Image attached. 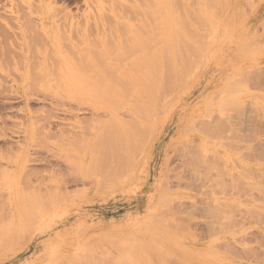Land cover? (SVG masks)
Returning a JSON list of instances; mask_svg holds the SVG:
<instances>
[{"label":"rangeland","instance_id":"374dc122","mask_svg":"<svg viewBox=\"0 0 264 264\" xmlns=\"http://www.w3.org/2000/svg\"><path fill=\"white\" fill-rule=\"evenodd\" d=\"M114 1L0 0V25L2 29H7H0V39L8 34L9 48L16 59L21 55V58H28L32 54V62L33 59L35 63L38 62L33 65L28 58V62L30 59L34 67H28L33 69H27V72L26 69L18 68L19 65L14 68L15 65H10V59L15 57L8 56L10 63H6L7 60L3 57L6 56L5 50L0 48L3 53L0 54V89L3 90V93L0 90V217H4L3 221L8 219V222H4L6 225L0 220V225L8 228L12 224L15 226L17 222V229L20 230L23 223V229L20 230L23 234H16L18 239L15 235L11 237L12 243L7 239L10 245L7 241L1 243L0 240V264H264V0H213L215 4H220H213L214 7L206 0L209 4L205 5L208 4L210 9L220 6L214 11L204 5L205 0H186L183 5L180 3L182 0H175L180 1L183 6H180L183 12L177 10V13L175 8L179 6L173 0L171 4H176H172L176 6L173 14H168V8L159 10L164 13V18L158 13L157 7L169 0H154L159 2L155 7L151 0L153 3L150 6L154 8V11L149 9V13L152 12V21L144 15L145 22L140 14L135 11L137 16H134V10L130 7L128 10L126 6L130 1L131 4L135 2V7L146 14L148 8L145 10L142 7L144 5L140 7V0H116L121 9L119 7L115 11ZM144 1L146 3L142 0L143 4L148 7L147 0ZM122 2L126 3L123 5ZM190 3L192 7L188 6ZM198 4L202 5V9L204 5L208 11L196 10L193 6L197 8ZM101 6L107 8L101 11ZM173 6H170V10ZM149 13L147 12L148 15ZM154 17L159 20H154ZM24 19L33 21L29 23L30 27ZM148 21H155L154 25L158 23L155 32L152 31L154 25ZM23 22L26 24H22ZM165 22L170 26L167 27ZM141 23L142 26L149 23L150 32L147 31L148 28H142ZM33 24L40 25L37 28ZM10 27L14 30H9ZM36 31L45 34H40L38 39L44 36V45L41 40L35 42L33 37L30 38L35 32V39L39 33ZM142 34L145 43L155 45L153 51L160 52L167 43L174 50L176 47L173 45L179 44L183 52L181 49L179 51L183 54H178V50L170 54L173 58L174 52L177 57L182 54L180 57L184 60L174 62L172 59L175 66L171 61L172 71L169 72L181 67L183 73H178L180 69H176V77L172 78V74H169L172 81L170 79V95L167 93V101H164L165 104L168 102L167 107L163 108L164 111L158 108L163 102L161 101L156 107V114L146 122L145 133L142 134L143 130L136 128V131L141 132H136L138 136L133 134V137L130 130L128 131V125L138 120V117L132 108L112 109V105L118 102L115 95H111V102H105L99 96H92L93 94H89L93 102L72 99L78 96L77 93L80 94L81 88L79 89L78 82L73 87L74 75L72 78L67 76L69 79L66 76L62 78L58 65L62 54H70L68 46L76 45L75 49L79 46L86 54H102L100 60L109 61L116 66L114 69L111 65H104L114 70L119 67L115 76H109L113 79L111 83L119 84L118 77L123 69L126 68L127 73H133L135 60L143 55L140 51H129L128 58L119 56L120 63L116 56L123 50L114 51L112 47L120 39L129 45L136 41L138 35L142 38ZM63 35L64 44L66 36L72 44L67 45V40V47H64ZM25 36L28 37L26 42L29 40L31 47L29 52L25 50L26 53L18 49L21 43H25ZM150 44L146 46L147 52L151 51ZM143 52L145 54L146 51ZM93 54L88 56L93 59ZM165 55L167 58L168 53ZM20 59L19 61L24 60ZM75 61L74 64L78 63ZM51 62L54 63L51 65ZM43 63H48L47 69L41 67ZM39 71L46 77L42 79L49 83H37L39 87L36 89H42L45 95L41 94L45 97L47 92L51 93L52 97L47 93L48 101L50 98L55 102L56 97L62 103L76 108L79 105L76 118L66 119L60 107L52 108L54 103L51 105L52 102L49 104L47 100L43 102L44 96L37 98L41 94L31 97L32 101L27 105L15 92L14 87L20 84L19 74L26 72L35 83L34 77L37 76L34 75L37 74L34 73L39 74ZM53 71H57L58 75ZM178 74H181L180 78ZM55 76H60L61 79ZM50 79H57L60 84L54 80L50 82ZM65 79L68 82H64ZM56 85L57 88L54 87ZM68 89L74 91L67 93ZM135 93L130 92L127 99L138 105L131 97ZM100 105L105 107L99 108ZM103 110H112L119 118L120 123L112 126L111 130L116 134L123 130L120 132V135H124H121L123 141L129 137L123 148L125 156L129 155L128 158L133 162L128 159L129 166L125 165V172L115 180L109 177L108 172L118 163L113 156L107 159L101 156L100 152L104 153L103 149L108 144L103 142L99 146L101 133L95 134L100 124L97 125L94 116L104 115ZM92 116L93 121H90ZM85 118L87 123L83 121ZM109 120L107 117L106 121ZM80 123L86 129L85 134L88 132L86 135L89 136L82 137L86 139L87 147L81 139L78 145L82 146H78V149L77 143L73 142L72 146V142L61 140L59 132L62 129L68 132H77L80 128L83 130ZM90 123L98 127L94 128ZM124 124L128 128L126 132ZM90 128L96 129L95 132L89 133ZM49 132L53 134L51 139L47 138ZM23 153L26 155L20 156ZM94 154L98 156H93ZM21 158L26 160V170L20 173L15 164ZM104 162L106 163L103 165ZM96 166L97 171L94 169ZM74 171L80 172L82 176ZM24 172L26 175H38L41 183L47 184L46 186L53 181L51 175L55 176V180L64 182L61 189H54V200L57 203H53L56 205L52 206V201L49 202L51 208L46 214L43 213L44 217H38L39 220L32 214V217H23L24 212L30 210L29 202H25L29 191L24 187L26 184H23ZM52 183L55 184V181ZM22 186L27 192L23 196ZM25 195L27 196L24 197ZM18 201L25 202L24 205L20 203L24 210L28 207L23 213ZM15 216L18 218L14 220ZM19 217L24 218L23 221ZM32 218H37L38 222L41 220L40 224H36ZM25 222L27 225H36L27 226ZM5 245L9 246L5 248Z\"/></svg>","mask_w":264,"mask_h":264},{"label":"bare ground","instance_id":"6f19581e","mask_svg":"<svg viewBox=\"0 0 264 264\" xmlns=\"http://www.w3.org/2000/svg\"><path fill=\"white\" fill-rule=\"evenodd\" d=\"M112 1V0H111ZM114 1V0H113ZM116 1V0H115ZM114 1V2H115ZM118 1V0H117ZM116 1V5L112 2V5H113V9H114V11L115 10H118L119 9V7H120V9H121V6H118V4L117 3H119V2H117ZM126 1V0H125ZM141 2H139V0H138V4H139V6L141 5H144V6H142V7H144L145 8V10H146V8H148L147 10H146V14H145V12H142L141 13V11L139 10V8L138 7H135V2H133L132 4H131V1H130V3H128V4H130V5H128V4H126V6H128V10H129V7L132 9V10H134L133 12H134V16H137L136 15V12H137V14L139 15H141L142 16V21H144L145 19L143 18V16L144 15H146L145 17L146 18H150L151 19V16H152V12H150L149 13V9H152V11H154L153 9L154 8H152L150 5H152V1L151 0H149V2L151 3H149L148 2V0H147V3H148V5L150 6H148V7H146V2L143 0V2H145L144 4H143V2H142V0H140ZM154 1V0H153ZM156 1V0H155ZM154 1V4H153V6L155 7L156 5L155 4H157L158 5V3L159 2H155ZM157 1H159V0H157ZM178 1V0H177ZM175 2V0H174V3H178L177 5L180 7V6H182L183 4L182 3H185L186 2V0L184 1V2H182L181 0V4L179 3V2ZM212 1L213 0H211V1H209L208 0V2H211V4H212V6H213V4L214 5H220L219 3H217V4H215V2L213 1V3H212ZM217 1V0H216ZM123 2H124V0H123ZM122 2V3H123ZM129 2V1H128ZM171 2H173V0H169V2L168 1H165L164 3H162L160 6H158L157 8V10H158V13H161L162 14V12H160V11H162V8H165V9H167L168 8V14H170V12H171V14H173V12L175 11V13H177L178 11L177 10H180V12L182 11L183 12V10H182V7H177V8H175L176 6H173V5H176V4H171ZM188 2H189V0H188ZM187 2V3H188ZM200 2V1H199ZM208 2H206V0L204 1V5H205V3H208ZM126 3V2H125ZM125 3H123V5L125 4ZM170 3V4H169ZM180 4V5H179ZM209 4V3H208ZM208 4H206V5H208ZM133 5V6H132ZM191 6L192 7V5H191V3L190 4H188V6ZM203 5V9H205L206 7V5L204 6ZM103 6V5H102ZM101 6V11L102 10H104V9H106V8H104V7H102ZM140 6V7H141ZM170 6H173V7H171V10H170ZM188 6H186L187 8H188ZM199 6V7H198ZM200 6H202L201 4L199 5H197V8L195 7V6H193L196 10L198 9V11L201 9V10H203L202 9V7L200 8ZM161 7V8H160ZM209 9H210V6L208 5L207 6ZM214 7V6H213ZM213 7H211L212 9H213V11H214V9H219V7L220 6H218L217 8H213ZM123 8V7H122ZM174 8H175V10H174ZM194 8H192V9H194ZM130 9V10H131ZM188 9H191V8H188ZM187 9V10H188ZM212 9H210V10H212ZM124 10V9H123ZM131 10V11H132ZM137 10H139V11H137ZM143 10V9H142ZM145 10H143V11H145ZM160 10V11H159ZM174 10V11H173ZM106 11V10H105ZM109 11V10H108ZM112 11V10H111ZM127 11V10H126ZM136 11V12H135ZM186 11V10H185ZM185 11H184V13H185ZM190 11H192V10H190ZM205 11H208V9L206 10L205 9ZM113 12V11H112ZM147 12L149 13V15L147 14ZM157 11H155V13H156ZM167 12V11H166ZM212 12V11H211ZM105 13V12H104ZM116 13V12H115ZM118 13V12H117ZM131 13V12H130ZM144 13V14H143ZM154 13V12H153ZM154 13V14H155ZM175 13H174V17H175ZM205 13V12H204ZM208 13V12H207ZM98 14H99V12H98ZM101 14V13H100ZM99 14V15H100ZM132 14V13H131ZM150 14H151V16H150ZM153 14V15H154ZM164 14V13H163ZM162 14V17L164 16ZM206 14V13H205ZM165 15H166V13H165ZM182 15H184V14H182ZM207 15H209V14H207ZM22 16H24V15H22ZM156 16V15H155ZM160 17H161V15H159ZM159 16H157L159 19H160V17ZM172 16V17H173ZM20 17V16H19ZM25 17V16H24ZM23 17V18H24ZM26 17H27V15H26ZM25 17V18H26ZM28 17H30V16H28ZM161 17V18H162ZM155 18V17H154ZM153 18V19H154ZM164 18V17H163ZM166 18H167V15H166ZM28 19V18H27ZM139 19L140 18H138V21H139ZM159 19H157V18H155L154 20H159ZM176 19V18H175ZM18 20H19V18H18ZM20 20H21V18H20ZM23 20V19H22ZM25 20V19H24ZM29 20H32V19H30L29 18ZM168 20H170V19H168ZM177 20V19H176ZM26 21H28V20H25V22ZM146 21V20H145ZM144 21V22H145ZM151 21H152V19H151ZM151 21H148L149 23H151V24H153L154 25V22L155 21H153V22H151ZM167 21V20H166ZM25 22H23L22 24H26ZM144 22H143V24H144ZM29 23H33V21L31 22H29L28 21V25H29ZM35 23H36V21H35ZM148 23V24H149ZM164 23V22H163ZM162 22H161V24H163ZM166 23V22H165ZM146 24V23H145ZM148 24L147 25H144V26H142V23H141V27L142 28H148V30L147 31H149V27H148ZM150 24V25H151ZM167 24V27L168 26H170L168 23H166ZM28 25L26 26V27H28ZM31 25V24H30ZM30 25H29V27H30ZM33 25H35V27H37L38 28V26L40 25H37L36 26V24H33ZM42 25V24H41ZM153 25H152V27H153ZM158 23L157 24H155L154 25V30H152V31H154L155 32V29H157L158 28ZM1 26V25H0ZM22 26V25H21ZM20 26V27H21ZM138 26H140V25H138ZM155 26H157V27H155ZM4 27V26H3ZM19 27V26H18ZM33 26H31V28H32ZM152 27H151V29H152ZM161 27V26H160ZM164 27V26H163ZM162 27V28H163ZM175 27V26H174ZM11 28H13V27H10V29L9 30H14V29H11ZM16 28V27H15ZM22 28V27H21ZM166 27H164V29H165ZM175 28H177V27H175ZM179 28H181V27H179ZM0 29H2V26L0 27ZM3 29H5V28H3ZM2 29V30H3ZM17 29V28H16ZM20 29V28H19ZM25 29V28H24ZM27 29H29V28H27ZM139 29H140V27H139ZM169 29H170V27H169ZM5 30H7V29H5ZM4 30V32L5 33H9V32H6ZM34 30H35V28H34ZM171 30V29H170ZM173 30H174V28H173ZM181 30V29H180ZM16 31V30H15ZM25 31V30H24ZM67 31V30H66ZM39 31H36V33H38ZM150 32V31H149ZM148 32V33H149ZM157 32V31H156ZM170 32V31H169ZM4 33V34H5ZM43 32H39L36 36H35V39H34V35H35V32H34V34H33V36H32V34H31V36H30V38L31 37H33V40L35 41V42H39L40 40V42L42 43V38L45 36V34H44V36H42L41 37V39L40 40H38L39 38H40V34H42ZM73 33V32H72ZM71 33V34H72ZM161 33V32H160ZM159 33V34H160ZM174 33V32H173ZM172 33V34H173ZM18 34V33H17ZM17 34H16V36H17ZM66 34H68V33H66ZM70 34V35H71ZM170 34V33H169ZM168 34V35H169ZM177 34V33H176ZM188 34V33H187ZM1 35L3 36V33H1ZM5 35H6V37H5ZM4 35V39L1 37V39H0V48H1V50L3 51V50H5V53H4V55H6V56H3V57H5V59L7 60V62L6 63H10V61H11V63L14 61V63H10V65L11 66H13V65H15V67L14 68H17V65H19L18 66V68H23L24 70L26 69V72H27V69H28V67H34L33 65H37V63L38 62H34V59H33V62H32V58H34L33 56H32V54L28 57V58H30L31 59V62H32V64L33 65H31V62H30V59H29V62H28V58L27 57H24V58H21L22 57V55L20 56V58L21 59H24V60H22V61H19V59H16V57L15 56H13L12 54L14 53L12 50H11V48H9V44H8V38H9V36H8V34H5ZM9 35H11V32H10V34ZM23 35V34H22ZM25 35V34H24ZM40 35V36H39ZM140 35V34H139ZM138 35V36H139ZM143 35V34H142ZM155 35H156V33H155ZM72 36V35H71ZM69 37V38H71L72 40H73V38L72 37ZM138 36H137V38H135L136 39V41H134L133 43H131V44H129V45H126L121 39H120V37L118 38V39H120V40H118V42L115 44V46L114 47H112V49L114 50V51H120V50H123V52H121V53H119V55H118V57L116 56V58H117V60H118V62H120L121 61V58L120 57H122V58H128L130 55H129V51L131 52V51H140V52H142V55L143 56H139L138 57V59L137 60H135V65H134V72L133 73H127L128 71H126L125 69L126 68H124L123 69V71H122V73H120V75H119V77H118V80H119V84H115V83H111L112 82V80L113 79H110V77L109 76H111V75H114L115 76V74L117 73V69H119V67H116L117 69L116 70H114L115 69V64H112L111 62L109 63V61H106V62H103L102 60H100L99 58L100 57H102L103 55L101 54V56L99 55V56H97L96 54V52H93V53H95V54H93L92 52H90V53H92L93 54V56H95L96 55V57H93L92 56V58L93 59H91V57L90 56H88V55H92V54H86V52H83L84 50L83 49H80L79 48V46H78V48L77 49H75V46L74 47H72V46H70L69 45V43H71L72 44V41L70 42L69 41V39L68 38H66L65 37V44H66V41L68 42L67 43V45H69L68 46V48L67 49H69V55H65V53H64V55L62 54V57L60 58L59 57V62H60V65H58V63H57V65L59 66L58 68H60L59 70H60V72H61V74L63 75V77L62 78H64V76H69V77H71L72 75H74V78H72L73 80H75V81H73L74 82V88L76 87L75 86V84H77V82H78V87H79V91H80V94H76V95H78V96H80V95H84L83 94V92L85 93V96H83V97H75V98H72V99H75V100H79V101H89V102H93L94 100L92 99V96H95V97H100V99H103V100H105V102H111L112 101V98H111V95H115L116 97H117V99H118V102H116L114 105H112L113 107H112V109H114V110H116V109H118L119 107H129V108H132L133 109V111H134V114L138 117V120H136V121H132L131 122V126L130 125H128L129 127V129L127 128V126L124 124V132H126V130L128 129V131L130 132V134H131V136L133 135V134H136V132L138 133V132H141V131H136V128H139V129H141V130H143L141 133L142 134H144L145 133V126H147V123L146 122H148L149 120H150V118L152 117V115H154V113H155V110H156V107H158V104L161 102V101H167L166 100V97L165 96H167L168 94L167 93H169V95H170V86H171V81H172V79H171V76H172V78H173V76H175V73L181 68V67H179V65L180 66H182L181 65V63L179 64V65H177L179 68L177 69L176 67V69H177V71L175 72L174 70H176V69H174L173 70V72L171 73V72H169V70L170 71H172L171 70V65H170V63H171V61H172V59L174 60V62H181V60H184L183 59V57L181 56L180 57V55H182L183 53V51H182V49L178 46L179 44H176V45H173V47H176V49H174V50H172V46L169 44L168 45V43H167V48L164 46V49H163V47H162V49H160V52L157 50V51H153V49H154V46L155 45H151L150 43H145V41H143V38H145L144 37V35H143V37L142 38H140V36H139V38H138ZM157 36V35H156ZM174 36V35H173ZM8 37V38H7ZM63 37H64V35L62 36V42H63ZM155 37V36H154ZM11 38H12V36H11ZM28 37H26L25 36V43L24 44H22L21 43V46L18 48V49H20V51H23V52H25V50L27 51V52H29L30 51V49H31V47H30V45H29V40H28V42H26ZM45 38V37H44ZM204 38V37H203ZM46 39V38H45ZM174 40H175V38H173ZM13 40V39H12ZM23 40H24V38H23ZM32 40V42H34ZM38 40V41H37ZM146 40V39H145ZM178 40V39H177ZM11 41V40H10ZM14 42H15V40H13ZM181 42H182V40H180ZM13 42V43H14ZM34 42V43H35ZM58 42V41H57ZM15 44V43H14ZM36 44V43H35ZM43 44V43H42ZM63 44H64V42H63ZM64 44V45H65ZM146 44V45H145ZM147 44H150L148 47H149V49L151 50H149L150 52H147L148 51V49H147ZM159 44V43H158ZM158 44H156V46L158 45ZM44 45V44H43ZM63 45V46H64ZM125 45V46H124ZM19 46V45H18ZM32 46H34V45H32ZM42 46V45H41ZM159 46V45H158ZM23 47V48H22ZM35 47V46H34ZM64 47H67L66 45L64 46ZM81 47V46H80ZM124 47H126V48H124ZM146 47V48H145ZM151 47H152V49H151ZM188 47V46H187ZM40 48V47H39ZM42 48H43V46H42ZM45 48V47H44ZM98 48H100V47H98ZM178 48V49H177ZM66 49V48H65ZM66 49V50H67ZM106 49H108V48H106ZM145 49V50H144ZM179 49H181V51H179ZM0 50V54H2L3 55V53H2V51ZM32 50L34 51V49L32 48ZM36 50V49H35ZM110 50V49H109ZM108 50V51H109ZM164 50H165V52H164ZM178 50V54L179 53H182V54H180L179 55V57H180V59H179V57H177L178 55H177V53L175 54V52ZM188 50V49H187ZM42 51H44L43 49H42ZM68 51V50H67ZM90 51V50H89ZM88 51V52H89ZM110 51H112V50H110ZM143 51H146L145 52V54H143L144 52ZM173 51H175L174 52V54L173 55H175V57L173 58V56H172V54H170V52H173ZM32 52V51H31ZM30 52V53H31ZM35 52V51H34ZM33 52V53H34ZM54 52V51H53ZM139 52V53H140ZM17 53H19V52H17ZM26 53V52H25ZM46 53V52H45ZM100 53V52H99ZM102 53V52H101ZM166 53H168V59L166 58ZM35 54V57H37L36 56V53H34ZM172 56H170V55ZM2 55H0V57H2ZM15 57V58H9V57ZM15 55H16V53H15ZM24 55V54H23ZM28 55H29V53H28ZM42 55V54H41ZM44 55V54H43ZM56 55V54H55ZM9 56V57H8ZM17 56H19V54H17ZM120 56V57H119ZM184 57H185V55H183ZM7 57V58H6ZM32 57V58H31ZM47 57V56H46ZM39 58V57H38ZM38 58H36V59H38ZM55 58V57H54ZM98 58V59H97ZM107 58H110V56H107ZM175 58H177L176 59V61H175ZM186 58V57H185ZM5 59L3 60L4 61V63L3 64H5ZM8 59H10V61L8 60ZM20 59V60H21ZM49 59V58H48ZM51 59V58H50ZM49 59V60H50ZM57 59V58H56ZM18 60V61H17ZM49 60H48V62H49ZM55 60V59H54ZM74 60H76L75 62H78V63H75V64H77V65H75L74 64ZM94 60V61H93ZM9 61V62H8ZM17 61V62H16ZM45 61V60H44ZM190 61V60H189ZM39 62H41V61H39ZM173 62V61H172ZM173 62V66H175L174 63ZM42 63V62H41ZM46 63V62H45ZM52 63H54V62H51V65H52ZM120 63H122V62H120ZM2 64V65H3ZM48 64V63H47ZM47 64H44L43 63V65L41 66L43 69H45L46 68V65ZM55 64H56V62H55ZM104 64H106V65H111L112 67H110V66H106V65H104ZM1 65V64H0ZM184 65V64H183ZM6 66V65H5ZM11 66H9V67H11ZM21 66V67H20ZM55 66V65H54ZM78 66V67H77ZM169 66H170V68H169ZM40 67V68H41ZM48 67V66H47ZM185 67H187V64H186V66ZM39 68V69H40ZM42 68H41V71H42ZM102 68H104V70L102 69ZM106 68H109L108 70L106 69ZM166 68H167V70H166ZM30 70H32L33 68H29ZM28 69V70H29ZM38 69V70H39ZM47 69V68H46ZM56 69H57V67H56ZM165 69V70H164ZM186 69V68H185ZM49 70H50V67H49ZM52 70V69H51ZM50 70V71H51ZM105 71V72H104ZM181 69L178 71V73H181ZM23 73V74H19V78H18V81L20 82V84L19 85H17L16 87H14L15 88V92L18 94V95H20L21 96V98L25 101V103L27 104L29 101H32L31 100V97H35L36 95L38 96L39 94H44L43 92H42V89H36V88H38L37 87V83H38V85H39V83L40 82H44V83H46L47 81H46V79H44V78H46V77H44V76H42V74H41V72L39 71V74L38 73H34V74H37V75H34V76H37V77H34L35 79H36V81L34 80V82L35 83H33L32 82V78L27 74V73ZM30 72V71H29ZM52 72V71H51ZM55 71H53V73H54ZM184 72H186V71H184ZM48 73H50V72H48ZM173 73H174V75H173ZM182 73H183V71H182ZM45 73H43V75H44ZM55 74H57L58 75V73H57V71L55 72ZM55 74H53V75H55ZM171 76H170V75ZM60 75V74H59ZM178 75H180L179 76V78L181 77V74H178ZM184 75V74H183ZM32 76V75H31ZM45 76H47V75H45ZM49 76V75H48ZM51 76H52V74H51ZM185 76V75H184ZM42 77H44L43 79H42ZM56 77V76H55ZM176 77V76H175ZM178 77V76H177ZM186 77V76H185ZM57 79H59L60 78V76L59 77H56ZM68 78V77H67ZM30 79V80H29ZM55 80V79H50L51 81L50 82H52V80H54V81H58V80ZM61 79V78H60ZM59 79V80H60ZM69 79V78H68ZM170 79H171V81H170ZM28 80H29V82H28ZM38 80H39V82H38ZM41 80H43V81H41ZM62 80H64V79H62ZM61 80V81H62ZM31 81V82H30ZM46 81V82H45ZM67 80L65 79V81L64 82H66ZM70 81V80H69ZM68 82V81H67ZM1 83V82H0ZM15 83V82H14ZM49 82H47V84H48ZM57 83H59V82H57ZM70 83V85H72L71 84V81L69 82ZM68 83V84H69ZM46 84V87L48 86ZM60 84V83H59ZM58 84V85H59ZM45 86V85H44ZM60 86V85H59ZM64 86V85H63ZM41 87V86H40ZM54 87H58L57 85L56 86H54ZM61 87H62V85H61ZM64 87H66V86H64ZM78 87L76 88V89H78ZM31 88V89H30ZM60 88V87H59ZM70 88H72V87H70ZM73 88V89H74ZM107 88V89H106ZM36 89V90H35ZM62 90H63V88H61ZM66 89V88H65ZM75 89V90H76ZM0 90H2V89H0ZM69 90V91H68ZM67 90V93L68 92H71V91H74V90H71L70 91V89H68ZM82 90H84V91H82ZM171 90H173V89H171ZM64 91V90H63ZM82 91V92H81ZM89 91H90V93H89ZM132 91H135L136 93L135 94H133V95H131V97H133V99L135 100V102L138 104V105H136L134 102L132 103V100L131 99H127V97L129 96V93L130 92H132ZM47 92V91H46ZM65 92H66V90H65ZM86 92H88V93H86ZM1 93H3V90H2V92ZM48 93V92H47ZM46 93V97L44 96V95H42L41 94V96L39 97H37V98H40L41 99V97H45V99L44 98H42V101H43V99H44V101L43 102H47L48 100V94H50L49 96H51V93H48L47 94ZM74 93V92H73ZM53 94V93H52ZM72 94V93H71ZM88 94V95H87ZM89 94H93L92 96L91 95H89ZM87 95V96H86ZM56 96V95H55ZM54 96V97H55ZM52 97V96H51ZM74 97V96H73ZM47 98V99H46ZM52 99V98H51ZM55 99V102H54V100L52 99V100H50V98H49V101H48V103L50 104V102H52L51 103V105L54 103L55 105L53 106L52 105V108L53 107H60V109L63 111L62 113H64L65 114V117H66V119H67V117H77L78 115V109H79V105H78V108H76L75 106H72V105H69V104H66V103H62L63 101L62 100H58L56 97L54 98ZM56 99L58 100V101H56ZM45 100H47V101H45ZM62 101V102H61ZM163 102H161L160 103V106L158 107V108H160L161 110L164 108V107H167V103L165 104V102L163 103ZM127 103V104H126ZM125 104H126V106H125ZM161 104H163V105H161ZM170 104V103H169ZM28 105V104H27ZM161 106H163L162 108H161ZM169 106V105H168ZM51 107V106H50ZM102 107H105V105L103 106V105H100L99 106V108H102ZM55 109V108H54ZM159 109V110H160ZM165 109V108H164ZM164 109L162 110V111H164ZM58 110V109H57ZM158 110V109H157ZM157 110H156V112H157ZM56 111V110H55ZM104 111V115H102V114H96V113H94V114H96L94 117H95V120L97 121V125H99V128L97 129V133L95 132V130L96 129H94V128H97L98 126H94L93 125V123H90V124H92L93 126H94V128H90L91 129V131H89V133H91L92 131H94L95 132V134H97V135H99L100 133V135H99V141H101V142H98L100 145L99 146H101V145H103V142L104 143H107L108 145L103 149L104 150V153H102V152H100L101 153V156H103L104 158H109L110 156H113L114 158H115V162L116 163H118V164H116L115 166H113V167H111V169H110V171L108 172L109 174V177L112 179V180H115V179H118L117 177L118 176H121L122 175V173L123 172H125V169L129 166L127 163H128V159L131 161V162H133L132 161V159H130V158H128V156H125L126 154H125V149L123 148V145H124V142H126V139H128L129 137H127L124 141L122 140V138H121V135H123V134H121L120 135V132L122 133V131H120L118 134H116V133H114L112 130H111V127L112 126H115V124H119L120 123V121H119V118H118V116L116 115V114H114V112L112 111V110H103ZM162 111H160V112H162ZM57 112V111H56ZM61 112V111H60ZM63 114V115H64ZM93 114V115H94ZM107 116H106V115ZM156 114V113H155ZM77 115V116H76ZM97 116V117H96ZM31 117V116H30ZM37 117V116H36ZM39 117V116H38ZM53 117H55V116H53ZM52 117V118H53ZM93 116H92V118H90L89 120L91 121V119H92V121H93V118H94ZM107 117H109V121H106V118ZM72 118V119H73ZM68 119H71V118H68ZM105 121H104V120ZM94 120V121H95ZM151 120H153V119H151ZM83 121H85V123H87L86 122V118H85V120H83ZM88 121V120H87ZM94 123H96V122H94ZM89 124V123H88ZM123 124V123H122ZM149 124H150V122H149ZM148 124V125H149ZM79 125V124H78ZM74 126V125H73ZM80 126H82L81 125V123H80ZM91 126V125H90ZM75 127V126H74ZM74 127H72V128H74ZM83 127V126H82ZM86 127V126H85ZM79 128V127H78ZM143 128V129H142ZM62 129V128H61ZM65 130H67V128H64ZM74 129H77L76 127L74 128ZM81 130H77V132H74L73 130H70L69 132L68 131H64L63 129L58 133V131H57V133L59 134V137L61 138V140L62 139H64V140H67L68 142H74V143H77L76 144V148H78V146H79V148L82 146V144H80V145H78L79 143H80V141H81V139H82V137H85L86 138V134H88V132L85 134V128L83 127V130H82V128H80ZM85 129V130H84ZM87 129H89V127H87ZM69 130V129H68ZM133 130V131H132ZM49 131H50V129H49ZM73 131V132H72ZM94 132H93V134H94ZM99 132V133H98ZM123 132V133H124ZM132 132V133H131ZM133 132H135V133H133ZM53 133V132H52ZM47 134V133H46ZM83 134H85V136H83ZM92 134V133H91ZM94 134V135H95ZM129 134V135H130ZM48 136H47V138L49 137H51V135H53V134H51L50 132H49V134H47ZM57 135V134H56ZM56 135H54L55 137L54 138H56ZM96 135V136H97ZM137 135V134H136ZM136 135H135V139H137V137H136ZM140 135V134H139ZM45 136V135H44ZM89 136V135H88ZM87 136V137H88ZM124 136V135H123ZM126 136H128V135H126ZM138 136V135H137ZM143 136V135H142ZM53 137V136H52ZM51 137V138H52ZM58 137V136H57ZM133 137H134V135H133ZM50 138V139H51ZM101 139V140H100ZM134 139V138H133ZM134 139V141H136ZM54 140V139H53ZM61 140H58V141H61ZM50 141V140H49ZM58 141H55V143L56 142H58ZM66 141V142H67ZM86 139H82V142L83 143H85L84 145L86 146ZM128 141V140H127ZM79 142V143H78ZM51 143V142H50ZM71 143V144H72ZM74 143L72 144V146H74ZM48 144H49V142H48ZM89 144L91 145L92 143H90L89 142ZM88 144V146H90ZM50 145V144H49ZM87 147V146H86ZM85 147V148H86ZM78 148V149H79ZM99 149V148H98ZM123 152H124V155H123ZM99 153V154H100ZM98 154V153H97ZM98 154V155H99ZM26 154H22V155H20V156H25ZM98 155H93V156H98ZM25 158V157H24ZM24 158H21L18 162H16V167H17V170L21 173V172H23V171H25L26 169H25V164H26V160H24ZM106 162H104L103 163V165L105 164ZM102 165V166H103ZM127 166V167H124V166ZM100 166V165H99ZM94 169H95V171H97V169H98V166H96V167H94ZM73 170H75V169H73ZM77 173L78 171H74V173ZM80 172H78L77 174H79ZM53 174V173H52ZM81 174V173H80ZM79 174V175H80ZM23 175V174H22ZM24 176H25V178H23V180H25L24 182L25 183H23L24 185L26 184V186H24L23 184H21V185H23L24 187H27L28 188V190H27V192L29 193L28 194V197H26L27 195H25L24 197H26L27 199V201H25V202H29L28 203V205L30 206L29 208H30V210L28 209V212H27V208L28 207H26V211L24 210V206H22V204L23 203H25V202H20V203H22L21 205H20V203H19V201H18V205L19 206H22V207H20L21 208V211H22V208H23V211H22V213L24 212L25 214H23V217H25L26 215H29L30 216V214H32V216H37V218L38 217H40V218H42V217H44L45 215L44 214H46V212H48L49 210V208H51V205L49 204V202L51 203V201H52V206L55 204L56 205V201L54 200V199H56V194H55V191H54V189L55 190H58L60 187H62V183H64L63 181L61 182L60 180L59 181H57V179L55 180V176H53V175H51V179L53 180V181H55V184H53L52 182H50L49 184H51V185H49V186H46V185H44L43 183H41V180H40V177H38V175H32V174H27L26 175V173L24 172ZM23 176V177H24ZM80 176H82V174L80 175ZM22 178V177H21ZM42 179V178H41ZM44 179V178H43ZM21 180V179H20ZM12 181V180H11ZM22 181V180H21ZM47 181V180H46ZM46 181H44V183H46ZM14 182V181H13ZM48 183V182H47ZM15 184V183H14ZM44 186H43V185ZM52 184L54 185V186H52ZM62 184V185H61ZM12 185V184H11ZM21 187V188H23V191L25 192H20L21 194H22V196H23V194H27V192H26V188H24V187ZM20 188V189H21ZM61 189V188H60ZM21 191V190H20ZM52 191H54V193L52 192ZM18 192V191H17ZM31 192V193H30ZM57 192V191H56ZM61 193V192H60ZM19 195V194H18ZM32 195V196H31ZM61 195V194H60ZM61 196H63V195H61ZM20 197V195L18 196V198ZM23 197V198H24ZM33 197V198H32ZM58 197V196H57ZM60 197V196H59ZM65 197H67V196H65ZM22 198V197H21ZM28 198H31V199H29L28 200ZM20 199V198H19ZM58 200H59V198H57ZM62 199V198H61ZM60 199V200H61ZM25 200V199H24ZM30 200H32L31 202H30ZM57 200V201H58ZM12 201V200H11ZM16 201V200H15ZM56 202V203H53V202ZM64 201V200H63ZM60 203H62V202H60ZM17 204V203H16ZM59 204V203H58ZM24 205V204H23ZM49 205V206H48ZM54 205V206H55ZM8 206V205H7ZM2 207H4V206H2ZM5 208V207H4ZM217 208V207H216ZM1 209V208H0ZM218 209V208H217ZM32 212V213H30V212ZM215 212H216V210H215ZM21 213V214H22ZM44 213V214H43ZM213 213V212H212ZM11 214H12V212H11ZM42 214H43V216H42ZM218 214H220V213H218ZM222 214V213H221ZM3 215H5V214H3ZM25 215V216H24ZM12 216H14V214H12ZM29 216H27V217H29ZM32 216H30V217H32ZM220 216V215H219ZM52 217V216H51ZM222 217V216H221ZM4 218V217H3ZM3 218L1 219V217H0V220H2V223L3 224H5L4 222L6 221V220H8V219H5L4 221H3ZM15 218L17 219L18 217H14V220H15ZM20 218V217H19ZM26 218V217H25ZM37 218L35 219V218H32V219H34L35 220V223L37 224H40L39 222H41V220L38 222V220L40 219V218H38V220H37ZM9 219H11V217L9 218ZM20 219H22V218H20ZM19 219V220H20ZM24 219V218H23ZM23 219H22V221H23ZM29 219V218H28ZM31 220V219H30ZM36 220H37V222H36ZM51 220H52V218H51ZM10 221V220H9ZM18 221V220H17ZM26 221V220H25ZM29 221V220H28ZM28 221H26V222H28ZM33 221V220H32ZM216 221V220H215ZM217 221H218V218H217ZM216 221V222H217ZM1 222V221H0ZM6 222H8V221H6ZM14 222V221H13ZM25 222V223H26ZM31 222V221H30ZM34 222V221H33ZM219 223H220V221H218ZM16 224H17V222H15ZM35 223H33V224H31L30 223V225H36ZM50 223V222H49ZM2 224V225H3ZM15 224V226H16V228H14L15 226H14V224H12V225H9V227L7 228H4L2 225H0V240H2V242L1 243H4V240H5V242L7 241V239L8 240H10V242L12 243V240H11V237L13 238L14 237V235H15V237L17 236V235H21V234H23L20 230H22L23 228V223H21L22 225H20L21 227H20V230L19 229H17V228H19V226H17ZM47 224V223H46ZM45 224V225H46ZM6 225V224H5ZM26 225H27V223H26ZM28 225H29V223H28ZM27 225V226H28ZM29 225V226H30ZM48 225V224H47ZM220 225V224H219ZM152 227H153V225H151ZM26 227V226H25ZM33 227V226H32ZM34 227H36V226H34ZM27 228V227H26ZM25 228V229H26ZM46 228V227H45ZM36 229V228H35ZM34 229V230H35ZM18 230V231H17ZM2 231V232H1ZM16 232H20V234L19 233H16ZM26 232V231H25ZM159 232H160V230H159ZM30 233V232H29ZM17 234V235H16ZM163 234V233H162ZM175 235H176V233H175ZM174 237V236H173ZM17 239H18V236H17ZM16 239V240H17ZM9 241H7V243H8ZM9 242V243H10ZM6 243V244H7ZM8 243V244H9ZM1 245V244H0ZM10 245V244H9ZM9 245H5V248H7V246H9ZM9 248V247H8ZM147 254V253H146ZM161 254V253H160ZM148 255V254H147ZM161 258V257H160ZM158 260V259H157ZM160 261V260H159Z\"/></svg>","mask_w":264,"mask_h":264}]
</instances>
